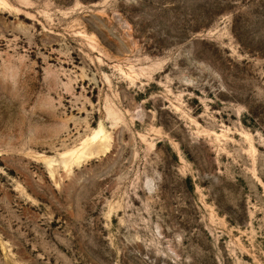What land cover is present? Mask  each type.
Here are the masks:
<instances>
[{"label": "rangeland", "instance_id": "374dc122", "mask_svg": "<svg viewBox=\"0 0 264 264\" xmlns=\"http://www.w3.org/2000/svg\"><path fill=\"white\" fill-rule=\"evenodd\" d=\"M0 264H264V0H0Z\"/></svg>", "mask_w": 264, "mask_h": 264}, {"label": "bare ground", "instance_id": "6f19581e", "mask_svg": "<svg viewBox=\"0 0 264 264\" xmlns=\"http://www.w3.org/2000/svg\"><path fill=\"white\" fill-rule=\"evenodd\" d=\"M6 87H7V85H6ZM101 129H99L96 133H95V135H94V137L90 140L92 143L93 142H99V141H102V138H101ZM75 150V149H74ZM65 155H68V153L67 154H65ZM69 155L70 156H73V159H72V161L74 162V161H76V158H77V156H78V152H76L75 153V151H73V152H71V153H69Z\"/></svg>", "mask_w": 264, "mask_h": 264}]
</instances>
